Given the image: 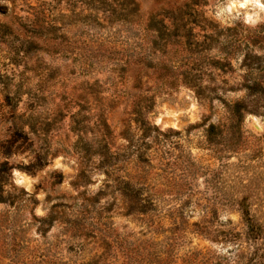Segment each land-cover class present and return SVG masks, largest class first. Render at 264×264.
Returning <instances> with one entry per match:
<instances>
[{"label":"rangeland","instance_id":"obj_1","mask_svg":"<svg viewBox=\"0 0 264 264\" xmlns=\"http://www.w3.org/2000/svg\"><path fill=\"white\" fill-rule=\"evenodd\" d=\"M129 1L139 9L140 30H147L142 52L154 54L156 69L142 70L143 82L152 88L175 86L173 92L159 95L151 120L184 134L175 156L186 167L171 166L170 173L187 181L185 213L176 212L171 197L161 202L160 213L165 216L164 231L171 229V217L180 218L185 228L176 247L177 263L264 264V0ZM13 5L16 12L0 10V169L4 162L14 166L12 173H2L8 188L15 184L35 195L40 201L35 214L41 219L55 202L71 206L78 194L99 192L104 179L100 173L92 174L89 184L73 186L81 160H94L95 102L90 83L77 76L67 85L73 98L63 96L59 86L50 88L53 94L43 98L33 121L47 134L34 138L35 150L48 146L55 157L44 171L29 174L33 155L27 144V0H0V7ZM162 24L168 26L169 37ZM126 108L114 106L107 113L115 148L125 144L122 134L127 128L133 125L135 132ZM212 124L217 129L209 131ZM16 130L23 135V146L7 156ZM53 172H61L64 183L55 192L47 182L39 187ZM109 203L105 197L100 206ZM101 207L78 226L68 212L66 224L59 220L45 227L31 208L15 214L0 203V264H91L114 258L121 263L123 246L143 238V223L115 206L109 211ZM246 209L254 228L242 219ZM164 237L160 241L165 244Z\"/></svg>","mask_w":264,"mask_h":264},{"label":"trees","instance_id":"obj_2","mask_svg":"<svg viewBox=\"0 0 264 264\" xmlns=\"http://www.w3.org/2000/svg\"><path fill=\"white\" fill-rule=\"evenodd\" d=\"M0 10L9 14V11L16 12V6L11 9L2 6ZM138 10L137 4L129 0H27V144L33 159L26 170L35 176L55 157L48 146L35 150L38 142L34 136L40 138L47 134L40 132L33 123L43 98L53 94L50 88L56 86L62 89L63 96L73 98L75 93L68 90L67 85L69 78L77 76L90 83V94L95 102V151L92 163H84L83 159L79 163L73 186L79 188L82 183L89 184L94 173L103 174L104 179L97 194H78L71 206L55 202L48 216L39 219L35 214L39 199L15 184L8 188L2 173H12L14 166L4 162L0 169V203L12 207L15 214L23 208H31L34 219L45 227L59 220L66 224L68 212H72L73 223H79L78 226L81 219L101 207L105 197L112 203L100 209L109 211V206H115L125 212L124 215H136L143 223V238L123 246V261L120 263L114 258L93 260L91 264H178L176 247L186 232L178 217H171V229L164 231L165 216H160L164 209L161 202L168 197L172 198L178 214L185 213L187 181L176 180L170 173L171 166L186 167L184 163L178 164L181 157L175 156L182 147L184 134L173 128L163 129L151 120L159 95L173 92L175 86L162 84L152 88L141 78L142 70L156 68L152 65L154 54L148 50L143 53L141 49L147 37L143 33L147 30L139 28ZM150 20L154 22V16ZM162 27L164 35L169 37L168 26L162 24ZM150 31L158 32L152 28ZM119 105L127 107L131 117L129 125L134 124L135 132H131L133 125L127 128L122 134L125 144L115 148L107 113ZM216 129L212 124L209 131ZM21 138L23 135L16 130L7 156L22 148ZM46 182L55 192L64 183V176L61 172H53L39 187ZM52 199L49 195L46 202ZM242 219L254 228L255 220L248 209L242 211ZM161 237L167 243L161 242ZM181 264L186 262L182 260Z\"/></svg>","mask_w":264,"mask_h":264},{"label":"bare ground","instance_id":"obj_3","mask_svg":"<svg viewBox=\"0 0 264 264\" xmlns=\"http://www.w3.org/2000/svg\"><path fill=\"white\" fill-rule=\"evenodd\" d=\"M244 5H246V4H243L242 6H244Z\"/></svg>","mask_w":264,"mask_h":264}]
</instances>
